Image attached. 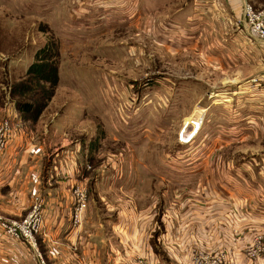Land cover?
Listing matches in <instances>:
<instances>
[{
	"label": "rangeland",
	"instance_id": "1",
	"mask_svg": "<svg viewBox=\"0 0 264 264\" xmlns=\"http://www.w3.org/2000/svg\"><path fill=\"white\" fill-rule=\"evenodd\" d=\"M19 101L42 107L27 124L45 114L59 125L47 152L62 143L76 159L71 191L82 184L94 209L75 234L98 219L100 238L109 225L124 232L126 200L163 255L177 210L204 205L207 180L220 188L227 167L264 154V39L231 0H0V109ZM130 174L148 175L142 191L109 187Z\"/></svg>",
	"mask_w": 264,
	"mask_h": 264
},
{
	"label": "crops",
	"instance_id": "2",
	"mask_svg": "<svg viewBox=\"0 0 264 264\" xmlns=\"http://www.w3.org/2000/svg\"><path fill=\"white\" fill-rule=\"evenodd\" d=\"M5 116L9 118L10 129L0 148V221L24 217L35 202H39L41 211L36 248L11 238L0 228V264H41L36 252L44 264H132L136 257L145 259L147 264H190L198 250L221 256L228 264H264V252L253 261H247L244 252L255 238L264 241V154L261 152L254 160L237 165L235 174L227 167L225 175L228 174L221 177L220 188L207 180L204 205L177 210V217L167 222L161 235L164 253L160 255L150 247L145 227L142 223L138 225L134 204L126 200H123L125 204L116 202L121 208L118 212L131 221L119 223L124 232H117L120 229L117 224L109 225L111 238L102 239L94 232L104 226L98 219L92 228L86 224L82 234H75L70 213L77 162L72 153L64 152L66 147L62 143L51 152H47L45 144L52 143L59 125L48 127L45 114L38 123L27 124L21 112L0 109V122ZM50 157L51 164L46 168ZM111 178L110 188L122 190L125 182V186L130 184L125 193L132 195L133 184L139 182L142 191L148 175L130 174L118 183L116 178ZM102 244H105L103 251Z\"/></svg>",
	"mask_w": 264,
	"mask_h": 264
},
{
	"label": "built area",
	"instance_id": "3",
	"mask_svg": "<svg viewBox=\"0 0 264 264\" xmlns=\"http://www.w3.org/2000/svg\"><path fill=\"white\" fill-rule=\"evenodd\" d=\"M236 3L242 14L244 25L247 31L254 37L264 39V9L255 8L248 0H231ZM10 126L7 122L0 125V148L4 145ZM72 196L74 205L70 214V223L72 229L77 232L81 229L85 217V211L88 203V196L85 187L82 184H75L72 187ZM40 204H32L26 215L20 219H6L0 221V228L11 238L23 240L30 247L36 248V234L40 225ZM247 258H257L264 252V241L261 238H255L254 241L244 250ZM41 264L44 261L39 252H36ZM132 264H147L143 258L135 259ZM191 264H228L224 258L217 255L199 254L195 256Z\"/></svg>",
	"mask_w": 264,
	"mask_h": 264
},
{
	"label": "trees",
	"instance_id": "4",
	"mask_svg": "<svg viewBox=\"0 0 264 264\" xmlns=\"http://www.w3.org/2000/svg\"><path fill=\"white\" fill-rule=\"evenodd\" d=\"M52 92L48 94V96L45 98V100L41 103L42 107L45 106L46 101L48 100V98L51 96ZM33 105L29 102H18V106L17 109L19 112L22 113V115L27 118V119H37V116L40 113V109L42 108H36L35 112H34V108H32Z\"/></svg>",
	"mask_w": 264,
	"mask_h": 264
},
{
	"label": "bare ground",
	"instance_id": "5",
	"mask_svg": "<svg viewBox=\"0 0 264 264\" xmlns=\"http://www.w3.org/2000/svg\"><path fill=\"white\" fill-rule=\"evenodd\" d=\"M186 124H185V128L186 129H184L185 130V132H188L187 134L189 135H191V132H193V130H195V127H197V123H195V120L193 119V115L190 117V118H188L187 120H186V122H185ZM194 125V126H193ZM198 125H200V123L198 122ZM189 127V128H188ZM200 127V126H199Z\"/></svg>",
	"mask_w": 264,
	"mask_h": 264
}]
</instances>
